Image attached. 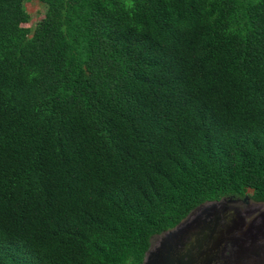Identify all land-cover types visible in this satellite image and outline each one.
I'll return each instance as SVG.
<instances>
[{
  "label": "trees",
  "instance_id": "trees-1",
  "mask_svg": "<svg viewBox=\"0 0 264 264\" xmlns=\"http://www.w3.org/2000/svg\"><path fill=\"white\" fill-rule=\"evenodd\" d=\"M0 0V264H141L201 204L264 202V0Z\"/></svg>",
  "mask_w": 264,
  "mask_h": 264
},
{
  "label": "water",
  "instance_id": "water-1",
  "mask_svg": "<svg viewBox=\"0 0 264 264\" xmlns=\"http://www.w3.org/2000/svg\"><path fill=\"white\" fill-rule=\"evenodd\" d=\"M224 202L201 204L159 234L158 244L147 250L141 264H243V259L251 263L250 259L260 256L257 235L235 220L223 223L228 214ZM227 243L235 247L232 258L222 255Z\"/></svg>",
  "mask_w": 264,
  "mask_h": 264
},
{
  "label": "flooded vegetation",
  "instance_id": "flooded-vegetation-1",
  "mask_svg": "<svg viewBox=\"0 0 264 264\" xmlns=\"http://www.w3.org/2000/svg\"><path fill=\"white\" fill-rule=\"evenodd\" d=\"M221 199H225L224 204L228 213L225 217L226 219L222 220V222L227 223L231 220H235L236 222L242 224V229L251 227V231L257 235L255 245L259 250L260 256L250 259L251 263L249 264H264V213H256L261 209L262 205L256 204L259 202L252 200L248 194L243 197L237 196ZM234 249V246L227 243L223 248L222 255L232 258L231 255ZM246 261L247 260L244 259L242 261L244 262L243 264H248ZM215 264H219V262H215Z\"/></svg>",
  "mask_w": 264,
  "mask_h": 264
},
{
  "label": "rangeland",
  "instance_id": "rangeland-1",
  "mask_svg": "<svg viewBox=\"0 0 264 264\" xmlns=\"http://www.w3.org/2000/svg\"><path fill=\"white\" fill-rule=\"evenodd\" d=\"M43 0H27L23 7L24 9L29 13V19L28 21L23 24L25 27H28L30 29L28 36H31L35 29L37 28V25L39 21L44 17V9H43ZM251 192L250 189L247 190V193L249 194ZM258 205H262L261 209L256 213H264V202L256 203ZM160 238V235H154L150 239L151 248L156 246L158 244V240Z\"/></svg>",
  "mask_w": 264,
  "mask_h": 264
},
{
  "label": "bare ground",
  "instance_id": "bare-ground-1",
  "mask_svg": "<svg viewBox=\"0 0 264 264\" xmlns=\"http://www.w3.org/2000/svg\"><path fill=\"white\" fill-rule=\"evenodd\" d=\"M243 260H244V259H243ZM243 260H242V261H243Z\"/></svg>",
  "mask_w": 264,
  "mask_h": 264
}]
</instances>
